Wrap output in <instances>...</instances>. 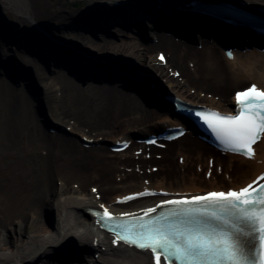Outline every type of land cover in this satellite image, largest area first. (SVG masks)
<instances>
[{
  "label": "bare ground",
  "instance_id": "obj_1",
  "mask_svg": "<svg viewBox=\"0 0 264 264\" xmlns=\"http://www.w3.org/2000/svg\"><path fill=\"white\" fill-rule=\"evenodd\" d=\"M78 1L0 0V264H58L56 257L63 264H154L148 252L114 243L98 228L89 208H107L110 214L144 210L167 200L243 187L264 169V136L252 158L217 152L195 136L164 142V148L143 140L166 126L185 125L174 115L168 95L231 111L233 92L229 96L228 91L234 86L248 82L264 88L259 34L255 28L220 19L226 9L264 18V0H84L76 8ZM206 8L221 12L214 10L211 17ZM234 15L225 18L240 22ZM113 26L129 32L113 40ZM85 29L103 40L94 39V48L111 58L104 56L97 63L82 54L86 41L59 37ZM147 29L154 33L151 40ZM202 30L205 37L198 39L199 45H189L188 55L185 43ZM231 41L229 59L218 51L230 49ZM239 44L245 50H239ZM152 52H163L164 60L155 65ZM115 59L149 71L159 82L141 81L113 65ZM57 67L63 72L55 75ZM69 79L79 82L84 94ZM22 121L28 124L30 143L28 148L20 146L23 155L15 151L18 157L11 158L19 141L17 123ZM124 141L130 143L120 151L109 145ZM153 152L160 153V159L151 157ZM150 161L158 168L137 165ZM230 168L232 179L226 172ZM109 170L117 171L119 183ZM200 171L206 180L198 179ZM216 172L223 173L227 185L215 181ZM60 175L76 177L77 184ZM92 180L95 185L87 189L85 183ZM142 191L152 193L117 202Z\"/></svg>",
  "mask_w": 264,
  "mask_h": 264
},
{
  "label": "snow or ice",
  "instance_id": "obj_2",
  "mask_svg": "<svg viewBox=\"0 0 264 264\" xmlns=\"http://www.w3.org/2000/svg\"><path fill=\"white\" fill-rule=\"evenodd\" d=\"M228 56L231 58L230 52ZM235 98L234 115L213 110L194 115L225 149L252 158V145L264 136V90L253 84ZM262 180L264 176L239 191L164 201L175 209L152 219L133 217L132 221L121 223V218L113 217L107 208L97 215L100 222L114 231V243L123 242L150 252L154 264H161V256L166 264H264V183H259ZM154 212L156 208H149L143 215L149 217Z\"/></svg>",
  "mask_w": 264,
  "mask_h": 264
},
{
  "label": "rangeland",
  "instance_id": "obj_3",
  "mask_svg": "<svg viewBox=\"0 0 264 264\" xmlns=\"http://www.w3.org/2000/svg\"><path fill=\"white\" fill-rule=\"evenodd\" d=\"M74 2V1H73ZM153 2V1H152ZM69 5H70V3H68ZM68 4H62V6H67ZM71 4H72V2H71ZM84 4V0H80V1H78V2H75V6H76V8H79L80 6H82ZM160 7V6H159ZM168 7L169 8H171V6H164V8H167L168 9ZM80 16V15H79ZM78 15H77V20L81 23V25H86L85 23H86V21H83L82 19L80 20V17H79ZM85 20V19H84ZM147 24H148V22H146ZM151 25L153 24V23H150ZM122 27V26H121ZM111 29V32H110V37H112L113 38V40H121L119 37H121L122 38V36L121 35H118V33H121V32H124V33H127V32H129L128 31V29H126V28H124V30H126V31H123V29H117V27L116 26H113V27H111L110 28ZM101 33V32H100ZM153 31H151V30H149V29H147V39H152V36H153ZM56 35H58V33H56ZM80 35H83L84 37H81ZM59 37L60 38H63V39H67V41H70V42H76V43H78V40H83V41H86L87 42V44L88 45H90V46H88V45H82L83 47H86V48H88V49H90V50H92L97 56H99V57H96V60L95 59H92L93 61H96L97 63L98 62H101V56L103 55V56H106L107 54H105V53H103V51H99V50H97V49H95L94 48V46L97 44V42L96 41H103L100 37H98V35L96 36L95 34H94V32L92 31V30H90V29H85V31H83V32H79V34H77V35H73V36H70V35H68V34H64V35H60L59 34ZM96 40V41H93V40ZM153 39H154V37H153ZM146 43V42H145ZM185 44H187L186 45V49H187V54L189 55L190 54V51H189V45H190V47H191V44H189V43H185ZM186 49H185V52H186ZM163 52H165V50L163 49L162 50ZM158 59H160V56H159V54L158 55H155V52H152L151 53V60H152V62L153 63H155V65L157 64V62H158ZM52 67H54V64H51V68ZM47 70H49L50 68H48V66L47 67H45ZM57 68H60V70L59 69H55L56 71L55 72H53V73H55V75L57 74H59L60 72H63V70H61V67H57ZM168 66L165 68L166 69V71H168V72H170L168 69ZM51 72H52V69H51ZM171 73V72H170ZM169 73V74H170ZM21 75V77H25V75H22V74H20ZM175 76H177V74L175 75ZM71 79H69V82L73 85V86H75V89L78 91L79 90V92H81L82 94H84L81 90L83 89L82 88V86H81V84L75 79V81L76 82H78L77 84H74V83H72L73 81H70ZM67 81H68V79H67ZM9 83V82H8ZM231 89L228 91V95L229 96H231ZM129 105H130V102H129ZM131 107H132V103H131ZM134 108V107H133ZM18 124V130H19V136L17 135V139H19V141H17V147L15 148V149H12L11 150V158H17L18 157V155L15 153V151H18V152H20L22 155L24 154V152L22 151V150H20L21 148H28V146H29V143H30V138H28L29 137V133L27 134V129H29L27 126H28V124L26 125L23 121L22 122H20V124L19 123H17ZM1 128V127H0ZM59 131V130H58ZM62 131V130H61ZM61 131H59V134L61 135V136H63V137H67V136H69V134H66L65 132H61ZM21 134V135H20ZM33 135L35 134V132L34 133H32ZM22 136V137H21ZM2 138V136L0 135V143H1V139ZM100 145H104V143L101 141L100 143H99ZM39 145V144H38ZM20 146H21V148H20ZM2 147V146H1ZM79 150V149H78ZM129 151H131V149L130 150H128V152H127V154L129 153ZM79 152H80V150H79ZM146 152H147V150H146ZM0 153H1V151H0ZM20 153H19V155H20ZM149 153V152H148ZM81 154V153H80ZM151 154V157H153V158H156V159H160L159 157H160V153H158V152H153V153H150ZM17 155V156H16ZM35 155H36V153H34V155L33 156H31L32 158H34L35 157ZM148 155V154H147ZM16 156V157H15ZM21 156V155H20ZM102 156V155H101ZM144 159V158H143ZM174 160H179V159H176V158H174ZM136 161H140V159L139 160H137L136 159ZM156 161V160H155ZM174 162V161H173ZM195 164H196V162H195ZM210 164V163H209ZM223 164L224 163H221V165L219 166L220 167V170H223V168H224V166H223ZM137 165H139V168H141V169H144V170H146V166H149V167H154V168H158V165L157 164H155V162L154 161H150V164L148 165H140V163L139 162H137ZM153 168V169H154ZM202 168H203V170H204V166L202 165ZM210 168H211V170L210 171H212L213 170V173L216 171V165H215V163H214V165H211L210 166ZM108 172V175H110L111 177H113L114 178V182L115 183H119V181H118V179H116V173H117V171H107ZM228 174H230L229 172H234L233 170H232V168H230V169H227V171H226ZM56 174V173H55ZM189 174V173H188ZM196 174V173H195ZM226 174V173H225ZM59 176V175H58ZM61 176V178L63 179V180H65L66 182H68V183H70L71 181H73V182H71V183H75V184H77L76 182H74L75 180H76V177H70L69 178V176H67L68 178H65L64 179V177L62 176V175H60ZM196 176L198 177V179H205L206 180V177L203 175V172L202 171H200L198 174H196ZM215 181H217V183H219V185L220 186H223L225 183H226V181H224V180H222L221 178H223L224 176H223V173H221V172H216L215 173ZM194 177H195V175H194ZM230 178L232 179V177H231V174H230ZM208 179V178H207ZM77 182H79L78 180H77ZM95 182H93V180L92 181H87L86 183H85V186H86V188L87 189H90V187H91V185H95L94 184ZM59 183H57L56 185H58ZM116 185V184H115ZM225 185H227V183L225 184ZM94 190H96V187H93V191ZM98 196V195H97ZM26 229V231H27V229H29L28 227H26L25 228ZM13 238V235L11 234V239ZM54 258V257H53ZM57 259H58V264H63L62 262H61V257H56Z\"/></svg>",
  "mask_w": 264,
  "mask_h": 264
},
{
  "label": "water",
  "instance_id": "obj_4",
  "mask_svg": "<svg viewBox=\"0 0 264 264\" xmlns=\"http://www.w3.org/2000/svg\"><path fill=\"white\" fill-rule=\"evenodd\" d=\"M0 14H1V11H0ZM78 46L79 48V45H75L74 47ZM70 48H72L73 46H69ZM80 48L81 49V52L84 56H86V58H89V59H96V57H99L97 56L92 50L86 48V47H83L81 46ZM104 56L102 55L100 58H103ZM105 57H110V55H106ZM113 58V57H112ZM114 59V58H113ZM113 65H115L117 68H122V71H125L126 73H131L132 75L136 76L138 79H140L141 81L145 82V83H150V82H153L154 84L155 83H158L159 82V77L156 76V75H153L155 78H153L151 75L152 73L150 74L149 71H146L145 69L144 70H140V71H137L133 65H129V66H124L123 64H121L118 60L116 61L115 59V62H113Z\"/></svg>",
  "mask_w": 264,
  "mask_h": 264
}]
</instances>
